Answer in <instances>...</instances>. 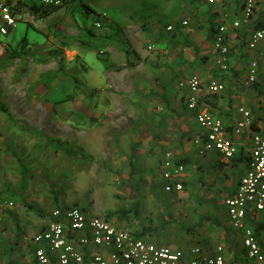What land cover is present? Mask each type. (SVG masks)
<instances>
[{
	"label": "rangeland",
	"instance_id": "1",
	"mask_svg": "<svg viewBox=\"0 0 264 264\" xmlns=\"http://www.w3.org/2000/svg\"><path fill=\"white\" fill-rule=\"evenodd\" d=\"M151 2L155 5V0ZM148 13L141 0H65L64 6L47 18L22 16L8 36L0 37V102L23 128L0 113V226L8 213L50 216L54 209L63 208L62 203L77 202L76 206L101 217L111 214L113 224L120 222L131 234L151 243L155 239L164 243L168 238L186 241L194 248L221 243L226 227L203 220H218L221 215V203L212 190L194 183L195 188L185 196V189L182 196L165 194L158 185L160 166L155 171L153 162L148 168V152L133 155L135 163L126 167L128 173L132 171L129 190L121 185L123 172L118 167L105 172L112 159H119L117 151L127 147L134 153L138 149L134 138L139 137L137 128L144 118L163 119V111L153 103L161 98L153 88L152 78L159 68L152 61L156 51L148 50L152 41L130 26V41L134 45L139 40L142 52V59L136 61L135 55L126 54V50L132 54L134 50L122 27V18ZM97 19L104 21L99 28L95 27ZM23 40L27 55L14 56ZM128 57L135 61L133 65ZM140 62L138 74L131 72L139 77L136 87L113 84L114 80L121 82L126 70L135 69ZM142 101L148 102L150 113L141 108ZM57 140L74 157L61 150L54 152ZM153 184L155 188H151ZM173 240L170 244L176 247ZM234 243L228 249L229 256L234 254L231 264H244ZM12 250L15 253V245Z\"/></svg>",
	"mask_w": 264,
	"mask_h": 264
},
{
	"label": "crops",
	"instance_id": "2",
	"mask_svg": "<svg viewBox=\"0 0 264 264\" xmlns=\"http://www.w3.org/2000/svg\"><path fill=\"white\" fill-rule=\"evenodd\" d=\"M141 2L145 4V9L151 13L141 14L135 19L122 18L124 20L122 27L129 41V36L132 35L128 29L130 26L132 27V24L137 30H142V35H146V40L152 41L148 44L154 46L153 50L156 51L152 61H155L154 65H157L155 68H159L158 73H154L152 78L155 80L153 88L155 87V92L159 93L161 98V101L153 99V103L159 111H163V119L148 120L142 117L144 120L141 122V127L137 128L141 130L140 135L134 138V141L139 144L138 149L134 153L130 152V148L127 147L120 152L117 151L119 159H112L109 169L105 172L117 171L118 167L121 173L123 172L120 179L121 185L129 190L133 181L129 180L130 177L128 176L132 171L128 173L126 167L135 163L133 155L145 156L148 152V168H152L154 162L155 171L160 166L162 172L163 154L166 152L171 153L174 160L183 164L185 168L180 178L183 183V190L179 193L164 192V181L161 176L158 185H161L162 192L180 195L185 189V196L187 190L191 192L195 188L194 183H198V186H201L202 189L212 190L214 198H219L217 203H221V215H219L218 220L209 217L203 220H210L215 225L219 222L226 227L224 228L226 231L224 235H221L219 239L221 243L218 246L208 247L206 245V247H199L202 250L203 257H210L220 246L226 263L231 264L230 260H233L234 254L229 256L228 249L229 244L235 241L234 244L237 243L239 248L237 251L242 254V262L252 264L245 256L241 246V233L229 226L224 200L235 192L240 178L246 171L253 135L260 134L264 130V82L258 81L254 85L245 83L250 62H260V57L264 54V41L259 42L252 50L247 48L251 33L264 28V0L256 1L254 13L248 24H240L237 28H234L232 23L235 21L240 22L242 19L244 0H222L221 3L213 5L204 4L199 0H161L160 5L156 4L158 3L156 0L155 5H151V0H141ZM178 14L181 15L178 16ZM182 22L187 24L182 26ZM168 26H172L171 31L166 30ZM220 26L226 28L225 38L229 47L228 69L226 71L220 70L215 64L219 56L213 48V38ZM134 42L133 45L130 41L134 50V53L131 52L130 56L135 55L137 61L140 58L142 59V52L140 53L139 40ZM131 60L132 58L128 57V62L133 65L135 61L131 62ZM141 65L142 62L136 65L135 69L126 70L122 81L114 80L113 84L123 85L125 89L130 83L131 86L136 87L139 77L131 72L136 71L137 73L138 67ZM108 74H111V72ZM191 76H196L201 81V89L197 97L198 105L194 110L187 107L188 92L178 86L180 82ZM212 79H216L224 85L222 92L212 94L209 91L208 86ZM175 80H177L176 86ZM140 106L145 109V112L150 113L151 107L148 106V102L142 101ZM239 108H244L250 112L252 124L249 128L243 130L239 136H234V127L241 118L238 114ZM201 110H208L215 118L220 120L225 127L227 136L234 140L238 152L232 159H225L215 151L207 152L203 150L202 132L196 122V116ZM57 119L60 120V117H57ZM161 123L163 124L161 125ZM123 133L126 134L127 129ZM115 152H113L114 156H116ZM13 153L15 154L12 151L11 155ZM15 156L17 157L16 154ZM21 170L24 173L26 172L24 165ZM151 188H155V184ZM215 189L217 193L214 191ZM152 198H155L154 194ZM77 204V202H64L60 206L67 208ZM77 207L81 208L80 206ZM81 209L89 215H97L85 207ZM36 215H39V217H36ZM18 216L10 213L4 215V222L0 226V264H32L34 246L31 239L35 233L43 230L52 220L51 215L45 216L40 212L30 216H25V213L23 217L19 214ZM160 219L161 216L158 215L156 218L157 223H160ZM258 220L261 221V224H257ZM258 220L252 222L248 217L249 227L253 229L261 228L264 213L259 214ZM118 226L122 227L123 225L119 222ZM157 228L159 227L157 226ZM157 228H155V232L159 234ZM162 228L163 226H161ZM226 232L229 234H227L228 236ZM143 240L149 242V239ZM169 240H173V238L166 239L164 243L155 239V243L152 244L181 250L184 253L194 248L189 247L186 241L174 239L173 243L177 242L175 247L170 244ZM14 245L16 247L15 253L12 252ZM187 258L189 259V256ZM50 264L55 263L52 261Z\"/></svg>",
	"mask_w": 264,
	"mask_h": 264
},
{
	"label": "built area",
	"instance_id": "3",
	"mask_svg": "<svg viewBox=\"0 0 264 264\" xmlns=\"http://www.w3.org/2000/svg\"><path fill=\"white\" fill-rule=\"evenodd\" d=\"M199 1L207 5L222 2ZM256 1L244 0L242 19L232 23L234 28L240 24H248ZM22 2H34L42 10H52L61 7L65 0H0V37L8 36L24 16L30 15L35 19L26 7H20ZM101 18L105 20V14H102ZM103 20L97 19L95 27H101ZM181 24L185 26L187 23ZM166 30L171 31L172 26H168ZM225 35V26H220L213 38V48L219 56L215 64L222 71L228 69L229 47ZM261 41H264V28L251 33L247 48L252 50ZM153 49L154 46L148 47L149 51ZM258 81L264 82V54L261 55L260 62H250L245 83L254 85ZM178 86L188 92V109H196L201 89L200 79L191 76ZM208 89L212 94H218L224 90V85L212 79ZM238 114L241 118L234 127V136H239L252 124L248 110L239 108ZM196 122L202 132L204 151H215L225 159H232L237 154L238 147L234 140L227 136L223 123L211 112L199 111ZM161 166L164 192H182L183 183L180 178L184 173V165L174 160L171 153L166 152L163 154ZM12 205L11 202L8 203V207ZM224 205L229 226L241 233V246L245 256L252 264H264V221L259 229L248 225V217L254 222L258 220L259 214L264 213V130L253 135L246 171L240 178L235 192L224 200ZM50 215L51 222L31 239L34 246L32 264H50L52 261L55 264H227L220 246L207 258L203 257L202 250L198 247L184 253L170 247L155 246L136 238L126 228L113 224L111 218L89 215L77 206L57 208ZM257 224H261V221L258 220Z\"/></svg>",
	"mask_w": 264,
	"mask_h": 264
},
{
	"label": "trees",
	"instance_id": "4",
	"mask_svg": "<svg viewBox=\"0 0 264 264\" xmlns=\"http://www.w3.org/2000/svg\"><path fill=\"white\" fill-rule=\"evenodd\" d=\"M63 6H64V4L61 7H58V8L52 9V10H42L40 7L36 6L34 4V2H31V3L22 2L20 7L21 8L26 7V9L32 13V15L35 17V19L40 20V19H44V18L49 17L51 14L60 10ZM85 32L88 34V36L91 37V33L89 32V30H85ZM126 53L130 54L131 52L129 50H126ZM23 55L24 56L27 55L25 40H23V42L20 44L19 51L16 52V55H14V56H23ZM0 113L4 114L5 117H7V119L9 120V122L11 124H13L17 127H20V129L23 130V128L21 126H19V123L17 121H15L13 115L9 112L8 108L1 102H0ZM52 142L54 143V141H52ZM56 142H57V144H56L57 146H55L54 149L52 148L54 150V152H60L59 150H61L64 155H66L68 157H74V154H72L70 151H68L67 148H65V149L62 148L61 142L59 140H57ZM46 146L48 147V143L46 144ZM12 155H13V157L16 158L14 153ZM18 159L19 158L17 157L16 160L19 163V165H21V162ZM117 213H121V211H118ZM105 217L111 218L112 215L107 214Z\"/></svg>",
	"mask_w": 264,
	"mask_h": 264
}]
</instances>
